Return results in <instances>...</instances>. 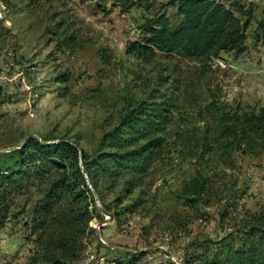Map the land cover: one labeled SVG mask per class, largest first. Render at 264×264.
I'll use <instances>...</instances> for the list:
<instances>
[{
  "label": "rangeland",
  "instance_id": "rangeland-1",
  "mask_svg": "<svg viewBox=\"0 0 264 264\" xmlns=\"http://www.w3.org/2000/svg\"><path fill=\"white\" fill-rule=\"evenodd\" d=\"M168 1L142 0L125 12L103 0H0V154L32 136L70 139L92 154L137 103L152 97L179 103L165 154L147 179L146 205L123 212L136 195L117 204L119 191L106 192L113 219L96 195L102 221H92L96 231L77 264L182 262L201 252L205 239L264 214V152L211 157L209 194L193 205L184 194L201 167L188 153L190 138L206 126L199 111L212 100L264 108V0H220L243 19L241 9L252 12L242 53L202 59L158 52L152 62L141 61L129 52L139 36L132 24L141 31L160 11L176 20L174 8L162 7ZM38 196L33 187L14 197L0 221V257L9 264H33L35 237L26 221Z\"/></svg>",
  "mask_w": 264,
  "mask_h": 264
},
{
  "label": "trees",
  "instance_id": "trees-1",
  "mask_svg": "<svg viewBox=\"0 0 264 264\" xmlns=\"http://www.w3.org/2000/svg\"><path fill=\"white\" fill-rule=\"evenodd\" d=\"M103 1L126 12L142 0ZM162 7L174 8L177 19L157 12L130 43L129 52L137 59L152 62L158 52L205 59L245 51L251 10L241 9L243 19L220 0H169ZM259 27L264 31V19ZM156 99L129 109L92 154L70 139L33 136L20 148L0 154V221L7 217L14 197L33 187L39 191L26 221L35 237L33 264H77L83 258L86 241L96 231L91 223L103 217L96 195L113 219L115 214L103 202L106 192L119 191L117 204L136 195L123 212L146 205L147 179L165 154L168 128L179 113L176 99ZM199 115L206 126L200 137L190 138L188 153L201 167L184 187L191 205L209 194L211 157L264 152V108L242 110L212 100ZM201 247V252L180 263L168 259L160 264H264V214L252 215L219 239H205ZM136 263L137 258L116 260V264Z\"/></svg>",
  "mask_w": 264,
  "mask_h": 264
},
{
  "label": "built area",
  "instance_id": "built-area-1",
  "mask_svg": "<svg viewBox=\"0 0 264 264\" xmlns=\"http://www.w3.org/2000/svg\"><path fill=\"white\" fill-rule=\"evenodd\" d=\"M132 26H133V32L135 33V34H137V35H141L142 34V30L140 31V29L139 28H137L134 24H132ZM138 36V37H139ZM217 66H220V67H226V62L224 61V60H221V59H217V61H216V63H215ZM89 187H91V184L89 185ZM105 225V223H103V226ZM99 241L101 242V243H103L104 245H108L109 243L103 238V236L100 234L99 235ZM174 261H176V262H181V261H178V260H176V259H174ZM9 260H8V258L7 257H0V264H9ZM115 264V263H114Z\"/></svg>",
  "mask_w": 264,
  "mask_h": 264
},
{
  "label": "water",
  "instance_id": "water-1",
  "mask_svg": "<svg viewBox=\"0 0 264 264\" xmlns=\"http://www.w3.org/2000/svg\"><path fill=\"white\" fill-rule=\"evenodd\" d=\"M21 147V146H20ZM20 147H17V148H20ZM15 149V148H14ZM102 211L104 212V213H106V211L104 210V209H102ZM103 226V223H101L100 225H99V227L101 228Z\"/></svg>",
  "mask_w": 264,
  "mask_h": 264
}]
</instances>
